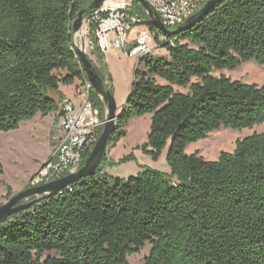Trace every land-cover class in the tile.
Returning <instances> with one entry per match:
<instances>
[{"label": "trees", "instance_id": "obj_1", "mask_svg": "<svg viewBox=\"0 0 264 264\" xmlns=\"http://www.w3.org/2000/svg\"><path fill=\"white\" fill-rule=\"evenodd\" d=\"M91 1L0 0V132L57 112L59 86L86 80L70 28ZM169 40L159 45L165 56L139 60L107 144L125 136L131 117L151 114L140 148L154 161L167 148L169 173L143 167L109 177L100 167L106 149L92 176L0 221V264H129L146 244L144 264H264V134L237 140L215 161L185 153L221 128L264 123V86L212 75L252 60L264 65V0H218ZM90 102L103 120L93 89Z\"/></svg>", "mask_w": 264, "mask_h": 264}, {"label": "rangeland", "instance_id": "obj_2", "mask_svg": "<svg viewBox=\"0 0 264 264\" xmlns=\"http://www.w3.org/2000/svg\"><path fill=\"white\" fill-rule=\"evenodd\" d=\"M125 2H128V0H125ZM135 10L145 18L144 9L140 5L136 4ZM143 27L144 25L135 26L133 30L142 29ZM82 30L85 38V53L94 63L99 74L112 92L118 114L130 93L134 72L136 68L142 70L143 64L138 65V58L132 59L128 57L122 49H111L106 53H101L99 58L93 56L92 49L88 44L90 37L86 20L83 23ZM171 30H174V28H171ZM153 42L154 40L150 38L149 44L152 45ZM77 45L80 46L81 42L78 41ZM157 51L159 56L167 54L164 47L158 48ZM212 75L216 77L224 75L233 81L264 86V65H260L253 60L242 63L233 70L214 71ZM176 90L183 93L188 91L187 88ZM63 92L69 93L70 87L61 86V93ZM71 101L75 107L74 114H77L81 100L77 98L76 100L71 99ZM90 103V108H98L97 105L92 107L94 102ZM89 106L84 109V116H91L92 112ZM150 121L151 114L131 117L127 121L125 136L121 137L113 147L107 149V162H104V165L100 164L107 176L127 179L137 175L142 171L143 167L169 173V167L166 163L167 148L163 150L156 161L152 160L140 148L146 142ZM61 124V117L57 118L53 113L45 117L41 116V114H36L31 119L20 123L16 130L0 132V163L2 166L0 206L9 200L7 198L8 187L13 195L35 187L31 182L49 163L52 153L51 137L58 135ZM254 133L264 134V123L240 130L221 128L210 133L204 139L188 144L185 148V153L192 154L197 152L204 159L215 161L220 152H233L237 140H242ZM129 155H132V158L123 160ZM148 253L149 245L146 244L139 253L128 257L129 264H144V258Z\"/></svg>", "mask_w": 264, "mask_h": 264}, {"label": "built area", "instance_id": "obj_3", "mask_svg": "<svg viewBox=\"0 0 264 264\" xmlns=\"http://www.w3.org/2000/svg\"><path fill=\"white\" fill-rule=\"evenodd\" d=\"M154 13L157 14L165 27L177 28L182 26L192 15L200 10L207 0H144ZM145 13V11H144ZM104 14V17L100 15ZM145 18L132 10L131 2H122L115 6L103 5L91 14L90 23L95 24L92 32V40L89 46L97 47L101 53L111 49H122L132 59L157 57L159 45L170 41L169 37L146 25ZM87 22V21H86ZM88 25V22H87ZM144 25L128 43L131 29L135 26ZM154 40L149 44V40ZM171 42V41H170ZM92 89L90 83L85 80L77 89L76 95L81 100L77 114L70 100L64 99L57 111L62 119L58 135L52 136V153L49 163L31 182L32 185L40 186L75 173L81 167L82 162L90 153L96 141L98 132L105 122L99 112L89 106V92ZM89 106L91 116H84V109Z\"/></svg>", "mask_w": 264, "mask_h": 264}, {"label": "water", "instance_id": "obj_4", "mask_svg": "<svg viewBox=\"0 0 264 264\" xmlns=\"http://www.w3.org/2000/svg\"><path fill=\"white\" fill-rule=\"evenodd\" d=\"M107 0H93L88 4L84 5L77 13L76 17L73 20L70 28V37L72 48L77 56L81 69L84 73L86 80L90 83L92 89L98 95L99 99L102 100L105 104L106 117L103 125L102 132L90 151L87 159L84 164L79 168L75 173L69 174L63 178L55 180L53 182L43 184L34 188H28L18 194L12 195L9 200L0 206V221L3 219L17 214L21 211L28 209L30 206L38 203L41 200H45L47 197L52 194H56L72 184L78 182L83 178L90 177L94 174L97 169L104 152L107 149V144L111 139V136L115 130V120L117 117V106L115 99L106 83L99 77L96 70L93 68L90 59L86 55L85 51L82 50L81 45L78 46L74 42V35L82 30L83 23L86 20L87 15H91L94 11L100 9ZM135 4L140 5L147 17L148 21L147 26L154 28L163 35L171 38L178 36L184 31L191 28L197 21H199L209 9L218 1V0H207L205 4L200 8L198 12L192 15L182 26L170 30L164 26L160 21L156 13L148 6L144 0H128ZM150 24V25H149ZM129 46L126 47L125 52L129 51ZM140 60V59H139Z\"/></svg>", "mask_w": 264, "mask_h": 264}, {"label": "crops", "instance_id": "obj_5", "mask_svg": "<svg viewBox=\"0 0 264 264\" xmlns=\"http://www.w3.org/2000/svg\"><path fill=\"white\" fill-rule=\"evenodd\" d=\"M140 29H138V30H133V29H131V31H130V34H129V37H128V41H132L133 40V38H134V35L139 31ZM93 55V54H92ZM94 56V55H93ZM79 82L78 81H76L73 85H70V86H65V87H70V92L69 93H65V92H63L62 94H63V97H64V99H66V100H70L71 101V99H74V100H76L77 98H79L77 95H76V89L78 88V86H79ZM61 86H63V85H60L59 86V90H60V92H61ZM64 91V90H63ZM71 98V99H70ZM72 102V101H71ZM53 114H55V117H59L60 118V115L58 114V112H54ZM43 117H45V116H43Z\"/></svg>", "mask_w": 264, "mask_h": 264}, {"label": "bare ground", "instance_id": "obj_6", "mask_svg": "<svg viewBox=\"0 0 264 264\" xmlns=\"http://www.w3.org/2000/svg\"><path fill=\"white\" fill-rule=\"evenodd\" d=\"M124 0H107L104 5H108V6H115L119 3H121ZM80 41L81 42V48L82 50L85 51V38H84V32L83 30L78 31L75 35H74V42L75 44H77V42Z\"/></svg>", "mask_w": 264, "mask_h": 264}]
</instances>
